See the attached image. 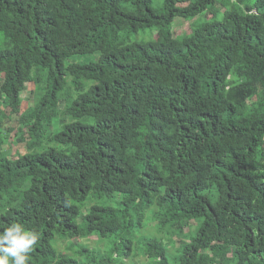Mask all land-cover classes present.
<instances>
[{"label": "trees", "instance_id": "16d2710c", "mask_svg": "<svg viewBox=\"0 0 264 264\" xmlns=\"http://www.w3.org/2000/svg\"><path fill=\"white\" fill-rule=\"evenodd\" d=\"M152 1L0 0V226L38 232L29 264H80L57 243L113 235L120 247L76 254L128 264L149 210L177 264H264V0ZM144 29L157 37L132 41ZM167 246L145 243L151 264Z\"/></svg>", "mask_w": 264, "mask_h": 264}, {"label": "rangeland", "instance_id": "374dc122", "mask_svg": "<svg viewBox=\"0 0 264 264\" xmlns=\"http://www.w3.org/2000/svg\"><path fill=\"white\" fill-rule=\"evenodd\" d=\"M254 0H249V2H253ZM165 0H153L152 5L156 9H161L164 6ZM220 11L218 12V15L216 16L217 19L222 18V13L223 9H219ZM210 16L208 15L207 12H204L200 16H198L196 19L192 20H186L180 17H177L173 24H172V30L174 32V35L176 36H183L185 34L191 33V27H197L204 22L210 20ZM158 32L156 29H144L140 30L139 32H132L131 33V39L132 41H148L150 39H155L157 37ZM99 59V54H89V55H74L71 58H69L67 61L68 62H76V63H88L91 61H95ZM92 84V83H91ZM35 88L34 84H31L28 86V90L24 91L22 94L23 97V102H22V111H24L31 103L33 100V93L31 90ZM10 110V109H9ZM58 118L54 119L55 125L58 124ZM8 126H5V129ZM8 149L12 150L14 153H20L23 154L26 149L21 147V144L15 145V144H9L7 146ZM16 154V155H17ZM103 203L102 200H91V198L86 202L85 208L88 209L93 203ZM151 211H146L145 212V218L143 219L142 223H136L133 227V230L131 234L128 237H131L133 240V243L127 247H125V250L129 252L128 257L126 259L124 258V261H126L128 264H151L153 262L152 258H149L145 253H144V245L149 239H160L164 240L168 246L167 249L168 251V259H169V264H177L176 260L180 254L181 250V245L178 246V242L175 240L171 241V243H168L167 239V234H168V228L164 230L163 232H160L158 229L157 223H154L152 220L151 216ZM192 223L189 224V226L186 228L182 240L185 242H190L191 238L194 237L197 232H198V226H199V221L195 220L191 221ZM59 236H57L53 240V244L56 246V239ZM105 241L99 244L98 238L96 236H91L90 238H76L72 240H66L63 239L59 241L58 247L60 251L62 252H68L70 253L69 256L77 259L80 264L82 262H86L88 260L87 257L85 256H80L79 254H76V251L79 249V247L86 246L91 249L97 247L99 250L100 248L106 247L111 248L112 246H121V240L117 239L115 235L107 237L104 239ZM72 247V251H67L68 247L70 244ZM103 245V247H102ZM57 248V246H56ZM121 251V250H119ZM121 258L116 259L117 263H121Z\"/></svg>", "mask_w": 264, "mask_h": 264}, {"label": "clouds", "instance_id": "9594fccd", "mask_svg": "<svg viewBox=\"0 0 264 264\" xmlns=\"http://www.w3.org/2000/svg\"><path fill=\"white\" fill-rule=\"evenodd\" d=\"M39 234L21 222L0 226V264H29Z\"/></svg>", "mask_w": 264, "mask_h": 264}]
</instances>
